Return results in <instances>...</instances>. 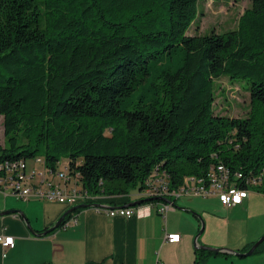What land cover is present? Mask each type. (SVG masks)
I'll return each mask as SVG.
<instances>
[{"label":"trees","instance_id":"1","mask_svg":"<svg viewBox=\"0 0 264 264\" xmlns=\"http://www.w3.org/2000/svg\"><path fill=\"white\" fill-rule=\"evenodd\" d=\"M251 1L235 28L201 34L199 0H0V166L41 157L102 196L223 163L264 192V0ZM225 75L250 81L247 116L215 113Z\"/></svg>","mask_w":264,"mask_h":264},{"label":"crops","instance_id":"2","mask_svg":"<svg viewBox=\"0 0 264 264\" xmlns=\"http://www.w3.org/2000/svg\"><path fill=\"white\" fill-rule=\"evenodd\" d=\"M137 192L97 196L92 202L108 207L126 206L139 199ZM256 196L250 192L242 203L231 207L225 206L218 196H201L210 203L185 196L175 201L176 208L168 210L166 216L156 208L144 217L111 216L87 206L72 214L69 218H75L72 224L45 233L74 205L38 196L23 199L0 190V211L19 209L27 217L26 222L15 212L0 216V235L15 237L13 247L0 242V264H264L262 245L249 255L202 249L211 253L196 263V241L197 245L247 251L264 234L262 226L254 234L233 238L232 222L218 216V213L246 211ZM202 216L206 223L196 238ZM167 232H179L180 241L166 240Z\"/></svg>","mask_w":264,"mask_h":264},{"label":"built area","instance_id":"3","mask_svg":"<svg viewBox=\"0 0 264 264\" xmlns=\"http://www.w3.org/2000/svg\"><path fill=\"white\" fill-rule=\"evenodd\" d=\"M43 164L41 157L35 159ZM26 162L21 160L10 164L4 163L0 166L5 169V175L0 178V190L4 193H12L23 199L32 196L40 198L57 200L60 202L76 205L80 203H92L97 197L91 195L82 184L75 178L69 177L68 172L58 171L43 174L38 182H30L29 178L38 172L36 168H32V175L26 170ZM242 177V173H238ZM255 180L248 187H241L232 179L230 169L223 163L212 166L205 177L186 176L180 187H172L170 180L165 174H156L150 178L147 185L137 192L138 198H151L148 201L137 204L135 206H114L108 207L102 203L93 206L97 211H105L111 216L123 215L138 217L148 216L153 209H157L166 216L167 211L175 209V201L181 196H218L220 201L227 207H231L243 202L248 197L251 190H256ZM169 199L171 202L164 200ZM96 203V202H95ZM75 218L68 219L62 226L66 227L72 224ZM165 239L171 242H178L181 239L179 232H167ZM0 242L5 247H13L15 245V237L13 235H0Z\"/></svg>","mask_w":264,"mask_h":264},{"label":"rangeland","instance_id":"4","mask_svg":"<svg viewBox=\"0 0 264 264\" xmlns=\"http://www.w3.org/2000/svg\"><path fill=\"white\" fill-rule=\"evenodd\" d=\"M251 0H199L198 15L190 28L189 33L206 34L212 31L218 33L228 29L235 28L238 24L242 13L251 6ZM250 81L243 78L230 79L225 75L215 81L216 100L214 103V111L219 114H227L235 117L247 116L251 109L250 102ZM0 143H6L4 132L3 115L0 114ZM68 160L63 156L60 160L59 168H63ZM36 168L38 172L30 177V182H38L43 174L52 176L45 169L44 165L35 159H28L26 162V170L32 175V168ZM132 191L139 188H132ZM257 196L253 198L246 211H234L232 213H218L219 217L225 216L232 222L233 228L231 237L244 238L247 235L254 234L264 226V192L251 190ZM185 196L177 198L180 201ZM192 199L206 202V198L195 196ZM210 203V202H206ZM178 204V202H177ZM203 217V216H202ZM205 223L206 219L203 217ZM206 232L204 231L203 234ZM202 234V235H203ZM262 235H260L261 237ZM258 237V239L260 238Z\"/></svg>","mask_w":264,"mask_h":264},{"label":"water","instance_id":"5","mask_svg":"<svg viewBox=\"0 0 264 264\" xmlns=\"http://www.w3.org/2000/svg\"><path fill=\"white\" fill-rule=\"evenodd\" d=\"M151 198H139V199H136L132 202H129L126 204V206H135L137 204H140V203H143L145 201H148L150 200ZM164 200L166 201H169L171 202L169 199L167 198H164ZM98 203H80V204H77V205H74L73 207H71L70 209H68L59 219L58 221L50 228L46 229L44 232L47 233V232H50L52 230H55L56 228L60 227L63 220L65 219L66 215L70 212H74L76 209H79V208H83V207H87V206H95L97 205ZM11 212H15V213H18L20 214V216L27 222V217L26 215L24 214L23 211L19 210V209H7V210H3V211H0V216L1 215H5L7 213H11ZM204 225H205V221L204 219H202V227L200 229V232L199 234L197 235L196 238H198V236L201 234V232L203 231V228H204ZM264 241V234L251 246L250 249H248L247 251H237V250H234V249H230L228 247H216V246H211V245H205V244H200V245H197V241H196V246L198 248H202V249H208V250H213V251H223V250H230L232 252H234L236 255H249L251 253H253L256 248Z\"/></svg>","mask_w":264,"mask_h":264}]
</instances>
